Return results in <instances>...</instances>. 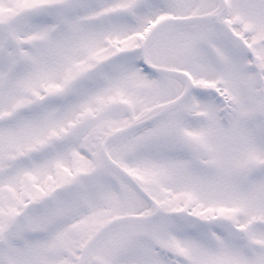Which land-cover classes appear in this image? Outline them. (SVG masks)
I'll return each mask as SVG.
<instances>
[{
    "label": "rangeland",
    "instance_id": "obj_1",
    "mask_svg": "<svg viewBox=\"0 0 264 264\" xmlns=\"http://www.w3.org/2000/svg\"><path fill=\"white\" fill-rule=\"evenodd\" d=\"M110 1L0 0V264H264V0H238L234 8L239 56L235 58L237 80H230L229 86L230 103L235 104L233 111L226 112V107L222 109L210 101L206 103V109L218 110L213 118L209 117L214 124H208L213 127L209 129L207 144L209 151L215 148L216 152H223L224 168L216 182L221 184L218 188L224 193L226 206H234L218 208L227 214L236 207L245 211L239 213L231 226L224 227V234L218 235L219 221L194 218L203 210L212 211L210 207L217 197L193 190L183 191L187 195L183 199L189 201L188 208L170 209L169 213L167 209L159 219L172 217L177 222L187 221L184 224L191 227L185 228L184 233L158 240L141 238L143 244L134 236L125 237L127 228L137 229L142 221L134 215H146L151 207L139 197L140 201L128 214L131 220H136L117 224L119 216L126 213L123 198L116 194L114 184L106 189L110 203H100L94 181L69 170L71 162L69 158L59 160L57 146L43 152L53 136L66 130V119L58 121L55 111L41 101L47 92L43 81H47L49 92L55 93L60 88L57 80L66 79L74 69L70 62L86 67L105 51L109 54L112 48L108 45L114 49L125 43L130 48L144 39L145 33L139 31L138 24L130 25L126 21L122 26H111V22L105 24V20L97 17L98 7ZM208 7L203 0H184L175 14L190 16ZM104 26L113 31L107 35L97 34L100 29L104 31ZM187 37L178 34L176 42L165 37L160 42L165 43L162 50ZM200 58L198 52L194 56V67H200L197 60ZM48 61L51 70L44 78ZM62 63H68L70 69L62 71L67 68V64L62 68ZM211 70L207 77L197 70L196 77L202 84L217 86L219 74ZM181 76L176 77L180 80ZM54 78L56 80L52 81ZM225 86L222 81L218 88L222 91ZM178 87L171 98L183 92L181 85ZM118 91L112 89L108 102L116 104L125 100L130 104L132 101L128 100L134 99L137 111L131 119L126 111H117L108 121L110 130L102 128L103 136L137 122L141 116L136 114L147 112L150 103L155 102L154 94L142 97L140 93ZM218 146L221 149L218 150ZM70 157L77 154L71 153ZM120 166L124 165L120 163ZM212 166L210 154L206 166L210 175ZM166 167L168 165H154V168L144 165L145 172L140 177L145 182L153 180V176L156 178L155 175L165 172ZM122 177L123 183H127ZM101 178L104 177L98 180ZM66 180L68 183H64ZM57 184H70L69 187L75 184L76 188L68 190V194H51ZM64 189L60 187L61 191ZM157 191L160 196L162 190ZM73 192L77 202L70 204L68 199ZM27 194L37 201L28 208ZM48 195L52 200L45 199ZM56 207L62 208L58 214L53 211ZM146 207L150 212L143 211ZM25 212L26 218L23 217ZM49 214H54L55 219L47 218ZM114 223L116 225L112 226ZM201 223L209 224L204 229ZM240 231L246 235L241 236ZM98 233L101 237L93 242Z\"/></svg>",
    "mask_w": 264,
    "mask_h": 264
},
{
    "label": "flooded vegetation",
    "instance_id": "obj_2",
    "mask_svg": "<svg viewBox=\"0 0 264 264\" xmlns=\"http://www.w3.org/2000/svg\"><path fill=\"white\" fill-rule=\"evenodd\" d=\"M203 1L209 6L208 8H202L194 15L178 17L175 12L180 9L184 0H111L105 5L108 6L107 8L98 7L97 17L105 20V24L111 22V26H122L126 21L130 25L138 24L139 31L145 33L144 39L133 43L130 48L125 43H120L114 49L108 45L109 49L112 48L111 52L108 54L105 51L97 61L86 67L75 66L70 62L74 69L67 74V80L64 78L66 80L64 84L63 77L59 78L62 80H57L60 88L55 93H50L47 81H43L47 92L41 101L45 102L47 108L55 111L58 121L62 122L66 119V130L59 132L58 136H53L49 145L43 148V152L50 151L45 149H53L57 146V149H60L59 160L69 158L71 162L69 170L76 171L86 177V180L94 181L95 190L100 194L97 195L100 203L106 201L110 203L106 189L111 188L113 182L116 183V194L122 196L123 211L126 213L119 216L116 223L122 225L134 221L136 220L134 216L142 220L140 225L136 226L137 229L127 228L124 232L125 237L134 236L140 241L141 238L158 240L184 233L185 228L191 227L189 224H184L187 221L177 222L172 217L161 221L159 219L167 209L169 213L170 209L181 211L189 207V201L183 199V196H187L186 191L208 192L217 197L212 203V208L210 207L212 211L203 210L194 218L219 221L218 235L224 234L222 233L224 227L231 226L239 213L240 215L242 212L245 213L238 207L230 210V214L221 213L222 209L218 208L234 206H226L223 200L224 193L218 188L221 184L216 182L224 168L223 152H216L215 148L209 151L207 146L208 132L213 127L208 124H214L209 117L213 118L218 113L216 108L206 109L207 101L221 106L222 109L226 107V112L230 113L235 106L234 103H230L229 93L232 90L229 86L230 80H237L236 71H238L235 58L238 59L239 56L237 50L239 43L235 37L234 17V8L238 0ZM160 16L167 17L166 20H181L178 24L184 26H176L174 29L154 34L153 31L160 24ZM143 17L146 21L142 19ZM110 31H113L112 28L105 27L104 31L100 29L97 34L107 35ZM178 34L188 37L178 44L170 43L167 49L162 50L165 43H160L161 40L167 37V40L176 42ZM106 43H110L109 39ZM186 45L189 48L188 58L184 64H178L175 61V54L179 48ZM116 49L118 50L115 53L122 55H115ZM198 52L201 53V58L197 59L200 62V69L194 67V56ZM83 63L85 62L80 64ZM49 64L50 61L46 62L44 78L51 70ZM65 65L67 68L62 70L64 72L70 69L68 63H62V68ZM210 69L220 75L216 78L217 86L222 81L223 85L226 84L222 91L218 87L209 86L208 83H200L196 77L197 70L207 77ZM178 75H183L180 79L182 81L176 77ZM54 80L56 79L52 81ZM52 81L48 80V83ZM179 85L183 92L177 98H171L172 93L177 92ZM112 89L130 91L138 95L140 93L142 97L149 95L151 97L154 94L155 102L150 103L147 112L136 114L137 117L141 116L137 122L122 127L115 134L109 133L103 136L102 128L105 131L110 130L108 121L117 111H126L130 119L134 118L137 111L134 99L128 100L132 101L130 104L125 100L116 104L108 102L109 97L113 95ZM141 100L143 101L142 98ZM218 144L220 145L219 141ZM219 149L221 146H218ZM71 153H76L77 157H70ZM210 154L213 162L212 175L206 167ZM80 161L82 163H79ZM120 163L124 166H120ZM160 164L168 165L165 168L166 174L158 173L155 175L156 178L153 176L154 179L150 178L147 182L141 179L140 174L145 172L144 165H151L154 168V165ZM100 176L104 178L98 180ZM122 176L127 183H123ZM68 180L64 183H68ZM69 185L57 184L53 186L51 194L60 192L68 194V190L76 188L75 184L72 187ZM60 187L65 188L64 191H61ZM158 188L162 190L160 196L156 193ZM84 194L85 192L81 193ZM50 195L45 197L47 201L52 200ZM73 195L74 192L68 199L70 204L77 202ZM176 196L178 199H172ZM139 197L149 207H154V212L148 211L149 207H146L143 211L150 213L134 215V220H131L129 211L140 201ZM32 199L27 194V202L30 205L37 202ZM82 199L83 196L80 200ZM60 209L62 208L56 207L53 211L58 214ZM50 217L55 219L54 214L47 216L49 219ZM207 224L209 223H201V226L205 229ZM115 225L114 223L112 226ZM233 229L236 233V226L233 225ZM113 231L117 230L113 229ZM239 233L241 236L246 235V232ZM140 243L143 244L142 241Z\"/></svg>",
    "mask_w": 264,
    "mask_h": 264
},
{
    "label": "water",
    "instance_id": "obj_3",
    "mask_svg": "<svg viewBox=\"0 0 264 264\" xmlns=\"http://www.w3.org/2000/svg\"><path fill=\"white\" fill-rule=\"evenodd\" d=\"M188 52L189 51L186 47L181 48L176 54L177 62H180V64H184V62H186L187 60Z\"/></svg>",
    "mask_w": 264,
    "mask_h": 264
},
{
    "label": "bare ground",
    "instance_id": "obj_4",
    "mask_svg": "<svg viewBox=\"0 0 264 264\" xmlns=\"http://www.w3.org/2000/svg\"><path fill=\"white\" fill-rule=\"evenodd\" d=\"M150 211H151V212H154V207H151Z\"/></svg>",
    "mask_w": 264,
    "mask_h": 264
}]
</instances>
